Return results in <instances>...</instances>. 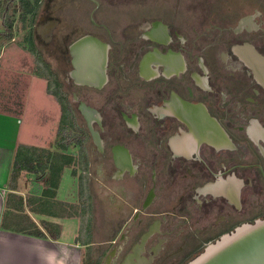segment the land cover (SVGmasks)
I'll list each match as a JSON object with an SVG mask.
<instances>
[{
  "label": "flooded vegetation",
  "instance_id": "flooded-vegetation-1",
  "mask_svg": "<svg viewBox=\"0 0 264 264\" xmlns=\"http://www.w3.org/2000/svg\"><path fill=\"white\" fill-rule=\"evenodd\" d=\"M13 4L90 212L123 229L101 264H188L264 219V0H41L24 22Z\"/></svg>",
  "mask_w": 264,
  "mask_h": 264
},
{
  "label": "crops",
  "instance_id": "crops-1",
  "mask_svg": "<svg viewBox=\"0 0 264 264\" xmlns=\"http://www.w3.org/2000/svg\"><path fill=\"white\" fill-rule=\"evenodd\" d=\"M44 87V94L49 100ZM54 106L57 111L55 103ZM24 115L25 113L21 115L16 112L0 111V264H84L85 254L98 243L95 241L97 236L95 218L100 222L99 227L103 230L101 234L107 240L105 243L116 239L114 235L120 229L119 219L117 216L110 220L106 219V216H95V212L92 216L88 198L81 206L85 214L76 215L73 202L59 198L65 168L53 196L49 193L44 194L49 190L48 171L39 176L22 171L17 177L15 189L11 190L8 183L17 146L51 149L44 147L45 140H40L34 145L31 139L35 135L34 126L30 118ZM45 124L46 122L43 123L44 127ZM24 133H26L25 137ZM54 151L61 152L56 148ZM71 176H73L72 172ZM87 189H89L88 185L81 186L82 196ZM20 198H22V207L19 203ZM36 199L49 206H37ZM6 206L8 214L6 213V223L3 225ZM95 208L94 201V210ZM66 212H71L72 216H65ZM76 223H79L80 229L83 224L82 231L74 227ZM33 226L43 235L30 234L28 231H32ZM89 257L87 256L86 260L90 263ZM94 264L98 262L95 261Z\"/></svg>",
  "mask_w": 264,
  "mask_h": 264
},
{
  "label": "rangeland",
  "instance_id": "rangeland-1",
  "mask_svg": "<svg viewBox=\"0 0 264 264\" xmlns=\"http://www.w3.org/2000/svg\"><path fill=\"white\" fill-rule=\"evenodd\" d=\"M0 1L1 18L2 10L4 9L5 5L4 0ZM14 8L15 5L13 4V0H9L7 4V13L8 16H10L14 20V23L11 39H2L0 41V111H10L12 113L16 112L20 113L21 115L25 113L27 118H30L34 126L33 130L35 131V135L31 138L32 142L35 143L34 145H36V143H39L40 140H45L44 147H50V150L54 151V142L57 138V119L59 116L58 107L57 112L54 103L50 101L51 98L48 96V100L46 95L44 94L43 86H45L46 84L45 79L39 78L34 75L35 56L31 54V52L29 51V45L25 41V37L27 36V33L32 30V26H21L18 21H15L14 17H16V15L13 14L15 12ZM0 30L2 29L0 28ZM34 45L36 51L43 55L47 51L46 46H41L38 42L35 43V40ZM38 110L40 111V113ZM45 122L46 124L44 127L43 123ZM67 132L68 131H64L62 136H66ZM25 135L26 133H24V137ZM64 153L72 155L74 157L77 156V151L72 147V145ZM72 170H74L75 172L73 176H71ZM85 185L86 187L88 185V188L90 187L87 172L82 173L81 166H79V164L75 162L73 166L65 168V175L61 189L59 191V198L62 200L72 201L75 206V210L78 212L79 208H81L82 206V202L85 201L86 198H88L89 200L90 197L88 189L87 192L83 194V196L80 193L81 186L83 187ZM95 205L96 208L93 212H95V216H99V214L101 213V207L96 202ZM95 220L97 225L95 226L97 232L95 241H97L98 243H96L97 245L91 247V249L85 254L84 264H87L88 262L86 260L87 256H90L89 258L93 264L95 261L98 262V264H101V259L103 258V255L107 250L108 242L105 243V241L107 240L104 236H102L103 234H101L103 230H101L102 228L99 227V220L97 218H95ZM67 224L68 223H66V225ZM74 227L79 230V223H76ZM82 227L83 224L80 231H82ZM121 228L122 227L120 226V229ZM120 229L114 235L116 239L119 237L121 231L123 230ZM100 242H102V244Z\"/></svg>",
  "mask_w": 264,
  "mask_h": 264
},
{
  "label": "trees",
  "instance_id": "trees-1",
  "mask_svg": "<svg viewBox=\"0 0 264 264\" xmlns=\"http://www.w3.org/2000/svg\"><path fill=\"white\" fill-rule=\"evenodd\" d=\"M9 0H4V9L2 10V17H1V29L0 30V41L3 40H10L12 37V29L14 20L8 16L7 13V4ZM41 0H19V9L22 11L21 13V21L24 22L27 15H34L36 8L39 6ZM32 20V19H30ZM31 26V22L29 24ZM23 26H25L23 24ZM25 41L29 45V51L31 54L35 56V69L34 75L47 79L50 75L45 70V65L41 59V55L39 52L36 51L35 45L32 40V33L29 31L27 36L25 37ZM47 92L50 95H53L56 99H58L59 103L61 100L59 99V94L56 89L55 82L51 81L47 84ZM61 104V118L57 127L56 133V141L54 143L55 148L59 151H66L73 143V136L71 135L74 132V124L73 118L70 109L67 106H64L63 103ZM64 131H68L66 136H62ZM82 157V156H81ZM76 159L73 156L68 155L66 153L61 152H53L50 149L44 148H37L33 146H26V145H18L15 152L14 163L12 167V171L9 177V187L11 190H14L17 177L22 171H26L28 173L35 174L37 176L42 175L46 171H48V185L49 190H46L44 194L49 193L53 196L54 189L57 188L60 182L61 174L64 168L73 166L75 164ZM72 174L74 175L75 172L72 170ZM50 191V192H49ZM13 194H10V196ZM37 200V206L45 207L49 206V204L41 201L40 199ZM19 203L22 207V198L19 199ZM6 213L8 214V207L6 206L2 224L6 223ZM79 213V214H77ZM85 214V210L83 208L80 209V212H76V215L83 216ZM65 216H72L71 212H66ZM30 234L42 236L43 234L39 232L34 226L32 231H28ZM87 264H90L87 262Z\"/></svg>",
  "mask_w": 264,
  "mask_h": 264
},
{
  "label": "water",
  "instance_id": "water-1",
  "mask_svg": "<svg viewBox=\"0 0 264 264\" xmlns=\"http://www.w3.org/2000/svg\"><path fill=\"white\" fill-rule=\"evenodd\" d=\"M85 42L83 39L79 44ZM74 47H71L72 51ZM123 264L133 263L126 259ZM188 264H264V219L221 237Z\"/></svg>",
  "mask_w": 264,
  "mask_h": 264
},
{
  "label": "built area",
  "instance_id": "built-area-1",
  "mask_svg": "<svg viewBox=\"0 0 264 264\" xmlns=\"http://www.w3.org/2000/svg\"><path fill=\"white\" fill-rule=\"evenodd\" d=\"M0 27H1V18H0Z\"/></svg>",
  "mask_w": 264,
  "mask_h": 264
}]
</instances>
